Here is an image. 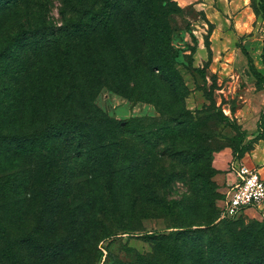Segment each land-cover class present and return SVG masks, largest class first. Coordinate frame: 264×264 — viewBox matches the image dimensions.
<instances>
[{
    "label": "rangeland",
    "instance_id": "1",
    "mask_svg": "<svg viewBox=\"0 0 264 264\" xmlns=\"http://www.w3.org/2000/svg\"><path fill=\"white\" fill-rule=\"evenodd\" d=\"M172 1L146 18L178 51L165 80L157 71L152 78L122 67L115 73L112 63L98 82L89 77L83 85L68 53L85 47L66 34H86L101 5L0 0V133L20 136L64 114L67 95L76 108L121 127L107 130L104 152L61 139L0 145V264H174L172 238L157 236L175 228L201 231L212 222L227 242L232 231L260 232L264 206L218 221L226 176L213 160L264 135V95L247 65L264 78V0H250L249 34L217 37L201 13ZM97 34L102 55L107 34L120 50L112 27ZM219 114L229 122L216 120ZM260 143L239 159L262 168Z\"/></svg>",
    "mask_w": 264,
    "mask_h": 264
},
{
    "label": "trees",
    "instance_id": "2",
    "mask_svg": "<svg viewBox=\"0 0 264 264\" xmlns=\"http://www.w3.org/2000/svg\"><path fill=\"white\" fill-rule=\"evenodd\" d=\"M94 1L101 5V9L103 8V16H101V12H97L96 18L91 19L88 30H85L86 34H66L72 43L77 40L85 47L83 54L78 55L74 51L68 53L69 62L77 59L75 64L80 82L85 85L89 77L98 82L106 71H111L110 64L112 63H114L115 73L122 67L130 73L133 72L137 77L142 78L145 75L152 78L154 71H157L160 78L165 80L167 68L176 62L178 51L174 50L171 45L170 34H164V36L155 34V25L147 22L146 18L156 15L157 9H166L174 2L172 0ZM260 10L264 19L263 2L260 4ZM106 27L113 28L120 50L115 52L114 47H110L107 34L105 48L107 51L105 55H102L95 48L94 42H97L99 29L102 32ZM53 43L56 44V41L53 40ZM41 44L40 41L37 50L43 49V44ZM243 54L248 58L246 53L243 52ZM247 65L256 86H259L258 88L264 92V78L249 59H247ZM169 86L170 90L175 92L174 86L170 84ZM70 100L71 97L67 95L65 102H69V104L65 106L67 108L64 107V114L55 115L48 122L42 123L30 132L20 136L0 133V145L20 149L61 139L65 145L70 147L75 146L87 150L96 147L104 152L107 147L105 146V134L109 130L115 133L121 129L120 125L93 111L89 112L90 108L87 106L81 109L76 108ZM173 117L174 120H177L180 116ZM216 117L219 122H229L228 118L222 114ZM95 140H98V143ZM257 141L264 142L263 132L256 134L244 148L234 149L233 159L241 160L239 158H242L250 149L251 144ZM200 155L199 153L196 162L201 159ZM210 171L213 172L211 169ZM233 220L235 219L228 221ZM260 227V232L255 235H243L245 232L232 231V237L228 242L219 234L212 222L208 223L204 229H198L201 231H194L196 229L192 230L190 227L175 228L168 234L157 237L160 240L172 238L173 242L168 251L174 255V264H264V244L259 243V235L264 234V225ZM194 233L203 234L205 237L194 235ZM148 236L151 238L153 235Z\"/></svg>",
    "mask_w": 264,
    "mask_h": 264
},
{
    "label": "crops",
    "instance_id": "3",
    "mask_svg": "<svg viewBox=\"0 0 264 264\" xmlns=\"http://www.w3.org/2000/svg\"><path fill=\"white\" fill-rule=\"evenodd\" d=\"M180 7H191L198 13H201L205 20L212 25L213 37L222 34H249L252 25L255 22V16L251 9L250 0H174ZM200 53V51L198 52ZM264 95V92L261 90ZM262 142L263 141H259ZM263 144H259L262 147ZM233 160L230 151H223L215 154L213 165L224 172L226 180H231L232 176L226 173L227 164ZM244 160V159H243ZM243 160H241L243 162ZM261 162V160H260ZM260 162H255L259 164ZM244 163V162H243ZM254 162H252L253 164ZM263 167L259 170L261 177L264 178V161L261 162ZM246 164V163H245ZM247 165V164H246ZM249 166V165H248Z\"/></svg>",
    "mask_w": 264,
    "mask_h": 264
},
{
    "label": "built area",
    "instance_id": "4",
    "mask_svg": "<svg viewBox=\"0 0 264 264\" xmlns=\"http://www.w3.org/2000/svg\"><path fill=\"white\" fill-rule=\"evenodd\" d=\"M226 173L232 179L225 181L218 221L236 219L247 210L261 211L264 206V178L259 170L233 159L227 164Z\"/></svg>",
    "mask_w": 264,
    "mask_h": 264
}]
</instances>
